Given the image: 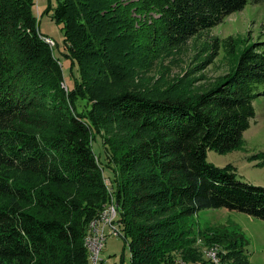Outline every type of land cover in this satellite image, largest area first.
<instances>
[{"label": "trees", "instance_id": "16d2710c", "mask_svg": "<svg viewBox=\"0 0 264 264\" xmlns=\"http://www.w3.org/2000/svg\"><path fill=\"white\" fill-rule=\"evenodd\" d=\"M260 1H49L46 10L62 26L66 56L77 67L65 90L34 1L0 0V264H91L84 236L109 200L104 165L113 172L130 264L197 262L176 252L192 246L184 219L200 210L227 208L264 221V188L207 160L208 150L242 146L256 117L264 40L246 47L229 74L197 96L126 87L97 93L106 78L117 81L125 68L120 59L133 54L142 35L152 47L174 48ZM136 21L146 30L138 33ZM79 97L89 110L78 112ZM11 169L30 180L18 182L7 175ZM240 240L230 247H242Z\"/></svg>", "mask_w": 264, "mask_h": 264}, {"label": "rangeland", "instance_id": "374dc122", "mask_svg": "<svg viewBox=\"0 0 264 264\" xmlns=\"http://www.w3.org/2000/svg\"><path fill=\"white\" fill-rule=\"evenodd\" d=\"M33 1L32 10L40 33L53 45L55 57L63 68V88L71 89L78 78L77 67L72 68L66 56L62 26L53 19V10H46L49 1L52 7L56 5L55 0ZM134 18L143 19L137 15ZM134 26L138 33L146 30L144 25L142 29L139 28L138 21ZM263 40L264 1L248 3L242 11L231 13L225 21L203 30L201 34L190 37L174 48H166L162 44L152 47L142 35L139 38L141 43H136L133 54L120 59V64L125 68L117 75V81L106 78L98 84L97 93L107 96L126 87L145 95L197 96L219 84L238 62L240 53L246 47ZM262 92L264 82L258 85L255 94ZM253 107L256 117L250 120L249 130L243 134L242 146L222 154L208 150L207 160L215 167L231 169L236 179L244 183L264 188L263 94L254 98ZM76 108L78 112L90 109L81 97L76 100ZM98 145L102 147L100 136L93 143L97 151ZM6 173L23 184L30 180L13 169ZM103 175L107 183L114 178L112 169L106 165L103 166ZM184 227L189 231L187 238L192 246L186 245L176 253L177 256L196 257L198 261L193 264H264V221L227 208H210L186 217ZM123 237V233L106 237L99 252L100 264L131 263L130 248ZM231 239H242L244 245L241 247L239 243L236 249L231 248L234 245ZM224 242H229L226 248H223Z\"/></svg>", "mask_w": 264, "mask_h": 264}, {"label": "built area", "instance_id": "2783aa9c", "mask_svg": "<svg viewBox=\"0 0 264 264\" xmlns=\"http://www.w3.org/2000/svg\"><path fill=\"white\" fill-rule=\"evenodd\" d=\"M109 190V200L100 209L98 215L91 223H88L86 236H84V246L88 249V259L91 264H100L99 252L107 236L112 234L120 235L118 229V207L114 196V190L110 183L104 181Z\"/></svg>", "mask_w": 264, "mask_h": 264}]
</instances>
